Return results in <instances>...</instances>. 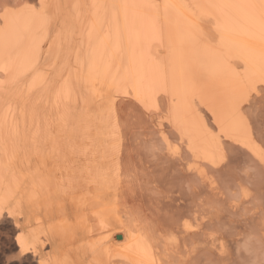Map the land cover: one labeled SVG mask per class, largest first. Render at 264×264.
<instances>
[{
    "label": "bare ground",
    "instance_id": "1",
    "mask_svg": "<svg viewBox=\"0 0 264 264\" xmlns=\"http://www.w3.org/2000/svg\"><path fill=\"white\" fill-rule=\"evenodd\" d=\"M262 90L264 0L0 1V260L173 264L200 226L126 198L118 103L211 181L228 146L264 161L245 114Z\"/></svg>",
    "mask_w": 264,
    "mask_h": 264
},
{
    "label": "rangeland",
    "instance_id": "2",
    "mask_svg": "<svg viewBox=\"0 0 264 264\" xmlns=\"http://www.w3.org/2000/svg\"><path fill=\"white\" fill-rule=\"evenodd\" d=\"M118 109L129 175L126 198L165 228L200 226L198 233L180 234L184 246L173 264H264V161L228 146L226 161L206 168L211 181L195 177L185 165L189 158L183 161L186 152L181 159L170 155L158 126L143 110L128 101L119 102ZM245 114L264 157V93L245 104ZM167 134L178 143L173 131Z\"/></svg>",
    "mask_w": 264,
    "mask_h": 264
},
{
    "label": "snow or ice",
    "instance_id": "3",
    "mask_svg": "<svg viewBox=\"0 0 264 264\" xmlns=\"http://www.w3.org/2000/svg\"><path fill=\"white\" fill-rule=\"evenodd\" d=\"M41 7H43V6H41ZM262 92H264V90H262Z\"/></svg>",
    "mask_w": 264,
    "mask_h": 264
}]
</instances>
